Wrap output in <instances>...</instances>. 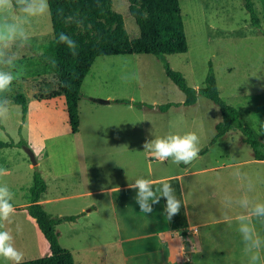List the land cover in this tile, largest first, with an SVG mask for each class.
Returning a JSON list of instances; mask_svg holds the SVG:
<instances>
[{"label": "rangeland", "instance_id": "rangeland-1", "mask_svg": "<svg viewBox=\"0 0 264 264\" xmlns=\"http://www.w3.org/2000/svg\"><path fill=\"white\" fill-rule=\"evenodd\" d=\"M179 2L188 52L167 53L165 59L195 90L204 87L209 65L213 63L222 99L239 111L243 122L250 125L264 142V36L252 27L245 0ZM253 2L264 30L262 0ZM112 10L123 16L130 39L139 38L140 30L130 15L128 1L112 0ZM25 27L31 33V47L14 69L16 80L8 94L10 117L0 123V142H14L16 145L0 150V168L7 172L0 177V184H6L14 193L16 212L13 223L5 228L12 232L15 246L23 252L22 262L50 255L48 242L26 210L31 204L36 170L51 186L48 197L57 199L45 208L52 217L78 216L80 209L88 203L96 202L100 207L90 219L78 218L80 223H76L77 219L64 222L57 228L60 244L73 254L75 264H105V261L100 263L98 255L109 258L116 251L112 245L95 254L89 253V258L82 250L91 242H116L121 238L119 226L131 228L129 232L121 229L122 233L144 235L163 229L165 224L160 203L153 205V213L147 215L140 213L135 200L133 215L122 216L120 211L114 210L113 216L110 209L107 211V197L105 200L102 195L70 198L74 186L76 191H96L101 186L124 183L133 178L132 175H135V181L139 178L153 180L187 167L210 169L199 177L207 190L203 203L221 206L225 195L241 194L239 182L232 176L233 170L239 168L255 181L253 194L264 200V162L253 159V152L243 142L241 132L232 131L212 143L216 126L222 121L219 108L204 96H199L195 105L185 106L184 93L167 77L163 61L154 55L97 58L82 85L80 132L73 135L61 85L43 60L45 48L53 39L50 13L31 18ZM18 94L26 98V117L22 106L15 103ZM97 99H128L145 103L153 109L114 103L103 106L92 102ZM167 104L172 107L160 112V107ZM189 132L198 135L201 151L187 165L173 164L170 159L156 160L144 147L146 142L155 138ZM28 150L39 163L36 168ZM212 188H218V192ZM122 193L111 194L116 205ZM51 199L45 198V201ZM238 212L239 209H234L229 215L234 218ZM203 223H207L201 229L204 258L192 255L193 264H247L235 219H223L220 207L214 215L205 216ZM17 225L22 229L19 232ZM74 229L78 237L72 235ZM138 261L134 258L129 264ZM0 264L10 262L0 259Z\"/></svg>", "mask_w": 264, "mask_h": 264}, {"label": "trees", "instance_id": "trees-1", "mask_svg": "<svg viewBox=\"0 0 264 264\" xmlns=\"http://www.w3.org/2000/svg\"><path fill=\"white\" fill-rule=\"evenodd\" d=\"M127 1L130 15L140 30V36L135 40H131L126 31L123 16L113 12L112 0H48L53 39L45 48L43 60L48 71L56 76L61 85L71 133L75 135L80 131L81 89L97 58L113 55L151 54L163 61L167 77L184 93L185 106L195 105L198 97L204 96L219 108L222 121L216 126V136L212 143L232 131L241 132L243 142L253 152V159L264 162V142L250 125L243 122L239 111L222 99L213 63L209 65L204 87L195 90L188 85L180 73L171 68L165 59L167 53L188 52L179 0ZM262 5L264 9V0H262ZM245 8L251 16L252 27L258 29L264 36L253 0H245ZM68 16L82 20L83 27H77L76 23L66 24L64 21ZM60 32H65L77 42L76 55H73L65 44L58 42ZM15 103L22 106L23 115L26 117L28 113L26 98L18 94L15 97ZM112 103L139 109L144 107L153 109L145 103L128 99H117ZM171 107V104H167L160 107L159 111L166 112ZM15 146L14 142H0V150ZM47 189L48 185L43 174L36 170L33 174L31 204L26 210L48 242L50 255L22 262V264H75L72 253L62 248L57 228L64 222H75L79 216L52 217L40 203ZM183 264H189V262Z\"/></svg>", "mask_w": 264, "mask_h": 264}, {"label": "clouds", "instance_id": "clouds-1", "mask_svg": "<svg viewBox=\"0 0 264 264\" xmlns=\"http://www.w3.org/2000/svg\"><path fill=\"white\" fill-rule=\"evenodd\" d=\"M49 13L48 0H0V123L10 117L9 93L16 80L14 69L21 56L31 47V33L25 27L31 18L42 17ZM66 24L76 23L83 27V21L68 16ZM59 43L65 44L73 55L77 54V42L65 32H60ZM200 139L195 132L184 135L168 134L163 138H155L146 142L144 147L152 158L161 162L171 160L173 164L191 163L200 153ZM7 174L6 169L0 168V177ZM232 176L239 182L241 194L238 196L225 195L221 200L223 219L231 220L229 215L234 209H239L235 216L238 223L243 255L247 264H264V200L254 195L255 181L247 173L236 168ZM136 190V203L140 211L150 215L153 205L165 200L164 215L168 220L178 215L182 202L175 194V188L162 181L159 188L153 187V181L139 178L129 184ZM157 192L160 195H157ZM14 193L6 184H0V259L10 264H22L24 254L15 246L14 236L5 225L13 223L16 212L13 203ZM259 225V228H258ZM22 229L17 225V232ZM192 264V257H185Z\"/></svg>", "mask_w": 264, "mask_h": 264}, {"label": "crops", "instance_id": "crops-1", "mask_svg": "<svg viewBox=\"0 0 264 264\" xmlns=\"http://www.w3.org/2000/svg\"><path fill=\"white\" fill-rule=\"evenodd\" d=\"M110 101L113 102L115 100ZM92 102L95 103L93 100ZM207 171H210V169H190L187 167L181 169L178 173L165 175L164 178H154L151 180L153 181V186H158V188L162 181L169 182L175 188L177 198L182 202V207L178 215L174 216L171 220H168L166 215H164L165 227L163 229L153 230L144 235H135V233H128L131 228L127 229L119 226L118 230L121 233V238L117 239L116 242H110L107 244L91 242V244L88 243L87 247L82 251H84V253L87 254V258H89V253L95 254L101 249L112 245L116 248L115 252L118 253H111L109 258H107V256L104 257L101 254L98 255L100 263L105 261V264H129L134 258L139 259L137 264H183L189 262L185 257L197 255L204 258V251L202 248V238L204 235L201 232V229H203L207 223H203V220L205 216H210V214L214 215L218 210L220 211L221 207L217 205L208 206L203 203V196L207 190L204 188L202 181L199 180V177L204 175ZM134 176L135 175H132L133 178H128L124 183L117 186H101L98 187L100 189H97L96 191L95 189H91L90 191L87 189V191L84 192L76 191V186H74L73 193L71 191V196H69L74 199L79 197L85 199L87 197L92 198L97 195H102L103 199L107 197V211L110 209L113 216L114 210L116 212L120 211L122 216H127L129 214L133 215V208L135 207V190L130 189L129 184L135 182ZM97 179H99V177ZM106 181H108V179H106ZM217 189L218 188H212L211 190L216 192ZM50 191L51 186L48 185L46 194L43 195L40 200V203L43 204L45 208L47 205L54 203L57 200L53 197H48ZM118 192L123 193L118 200V205H116L111 194ZM45 198L52 199L48 202L45 201ZM46 202H48V204H46ZM165 203L164 199L160 200L163 214ZM99 210L100 207L96 202H94V204L88 203L85 207L80 209L78 213V216H80L79 219H90L91 215ZM140 213L143 212L140 211ZM79 219L76 223H80ZM232 219H235V217ZM121 229L123 231L128 230V232L122 233ZM76 233L77 230L74 229L72 235L78 237V234ZM137 243L138 245H141V247H138Z\"/></svg>", "mask_w": 264, "mask_h": 264}, {"label": "water", "instance_id": "water-1", "mask_svg": "<svg viewBox=\"0 0 264 264\" xmlns=\"http://www.w3.org/2000/svg\"><path fill=\"white\" fill-rule=\"evenodd\" d=\"M95 103H98L100 105H110L112 102L110 100H101V99H97V100H93ZM28 154L30 155V158H31V162L33 164L34 167H36L38 165L36 159H35V156L32 154L31 151H27ZM189 249V247H188Z\"/></svg>", "mask_w": 264, "mask_h": 264}]
</instances>
